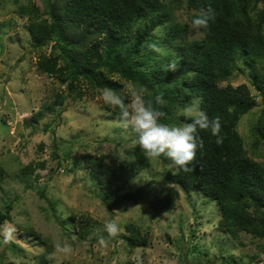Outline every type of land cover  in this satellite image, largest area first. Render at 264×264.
<instances>
[{
  "label": "rangeland",
  "instance_id": "374dc122",
  "mask_svg": "<svg viewBox=\"0 0 264 264\" xmlns=\"http://www.w3.org/2000/svg\"><path fill=\"white\" fill-rule=\"evenodd\" d=\"M165 1L173 5L176 21H187L190 10L185 2ZM43 5L42 0H0V210L11 206L10 220L0 225V264H134V256L143 264H261L262 240L244 232L231 238L219 224L221 213L214 201L208 202L200 192L185 191L166 177L167 171L177 169L170 160L148 158L149 165L132 174L135 149H142L131 129H124L119 115L103 103L101 93L108 88L90 89V78H84L76 81L80 93L69 92L61 74L39 68L41 54L53 55L57 44L54 34L34 39L38 32L29 25V16L38 8L39 17L49 22ZM154 35L150 47L158 64L176 60L173 45L161 31ZM202 35L191 25L186 39ZM98 43L104 49L103 34ZM165 55L170 56L161 60ZM56 60L57 67L67 68L63 58ZM257 68L234 70L219 85L245 83L255 97L256 106L242 115L237 129L247 154L264 162V141L254 145L259 136L250 131L264 115V97L252 83L253 73L264 76V68ZM117 76L107 75L117 84H127ZM116 92L125 94L127 103L129 89ZM186 105H176L164 123H187L179 115ZM86 156L102 158V163L120 172L123 187L112 203L106 204L100 194L109 188L85 168ZM28 166L30 170L24 169ZM169 188L177 191L174 206L156 210L152 199ZM139 192L140 199L126 197ZM74 217L88 221L81 224ZM107 219L120 224L118 236L108 237L104 231ZM130 223L146 236L145 245L129 246L123 240ZM4 239L11 245L6 246Z\"/></svg>",
  "mask_w": 264,
  "mask_h": 264
},
{
  "label": "trees",
  "instance_id": "16d2710c",
  "mask_svg": "<svg viewBox=\"0 0 264 264\" xmlns=\"http://www.w3.org/2000/svg\"><path fill=\"white\" fill-rule=\"evenodd\" d=\"M42 1V12L50 16L49 22L40 18L35 8L29 16V25L38 32L35 40L54 34L57 44L53 45L54 56L41 54L38 66L45 72L61 74L69 92L77 90L80 93L76 81L84 78H90L87 79L90 89H123L125 84H117L107 77L118 75L117 78L124 79L127 84L133 83L134 87L145 90L146 102L152 101L154 107L163 112L162 122L171 119L176 105L184 106L196 97L201 98V108L210 119L219 117L223 143L217 144L210 130H201L204 147L197 150L190 170H169L166 177L185 191L200 192L208 202L214 201L221 213L222 229L233 239L241 232L261 239L263 243L258 248L264 256V162L247 154L237 129L242 115L256 106V100L245 83L219 85L234 70L243 72L244 66L250 70L258 69L257 65L264 68V0H182L190 10L186 22L174 19L173 5L165 0ZM209 8L215 12V19L206 31L198 29L203 33L200 39L188 42L186 36L192 18ZM156 31H161L178 56L166 66L158 64L155 52L151 53L150 40L156 37ZM101 34L104 49H100L98 43ZM58 48L61 53H56ZM56 57L63 58L67 68L57 67ZM238 60L244 66L238 65ZM172 64L174 70H170ZM145 67L147 71L143 70ZM252 76L253 85L264 97V76L261 73ZM156 95H162L163 104H155ZM112 112L118 115L119 109H112ZM182 119L190 122L183 116ZM250 131L259 136L254 145L259 140L264 141L263 114ZM135 150L136 163L131 166L133 175L149 165L145 154L139 148ZM85 159V168L92 178L109 188L100 192L105 203H112L123 187L120 172L102 163V158L86 156ZM141 196L139 192L126 197L140 199ZM176 197L177 191L169 188L165 194L155 196L151 206L158 211L170 210ZM10 209L8 203L5 211L0 210V225L10 220ZM82 219L75 221L81 224L88 221ZM125 229L128 234H123L122 238L127 245L147 243L138 226L130 223ZM3 243L11 245L8 239ZM260 263L264 264V259Z\"/></svg>",
  "mask_w": 264,
  "mask_h": 264
},
{
  "label": "clouds",
  "instance_id": "9594fccd",
  "mask_svg": "<svg viewBox=\"0 0 264 264\" xmlns=\"http://www.w3.org/2000/svg\"><path fill=\"white\" fill-rule=\"evenodd\" d=\"M214 19L215 12L209 8L192 18V27L206 31ZM169 67L170 70L175 69L174 64ZM124 87L129 89L127 103L126 97L112 89H105L101 93V99L105 105L119 109L121 126L124 129H131L135 134L136 143L147 158L164 157L170 160L174 167L188 172L196 158L197 150L204 147L200 136L201 130H210L211 135L216 137L215 142L223 143L220 119L209 118L201 108V98H193L179 113L190 122L175 125L162 122L163 112L154 107L152 101L146 102L143 88L137 89L131 84H125ZM163 103L162 95H156L155 104ZM104 231L108 237H116L122 228L116 220L107 219L104 221ZM99 239L104 243L103 235ZM63 251L67 252L69 249L64 248ZM132 259L134 264H143L139 256H134Z\"/></svg>",
  "mask_w": 264,
  "mask_h": 264
}]
</instances>
